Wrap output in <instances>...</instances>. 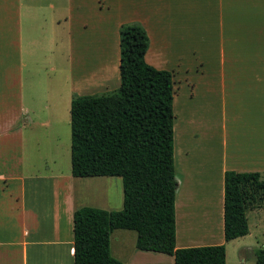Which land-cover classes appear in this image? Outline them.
Here are the masks:
<instances>
[{
	"label": "crops",
	"instance_id": "1",
	"mask_svg": "<svg viewBox=\"0 0 264 264\" xmlns=\"http://www.w3.org/2000/svg\"><path fill=\"white\" fill-rule=\"evenodd\" d=\"M53 7L51 5V8ZM40 9H43V6H28L26 9L30 17L27 19L32 20L27 29L30 30L38 21L36 10ZM35 13L36 17L32 18ZM217 16L218 23H221L222 40L221 73L216 80L221 149L217 164L204 160L203 164L209 168L199 174L200 177H205V181H210L209 186L213 193L212 201L210 198L209 201L216 212L213 219L205 209L195 204L202 196L200 191L208 195L206 184L200 183L198 175L196 178H190L198 166L195 165L194 168V163L190 160L196 147L190 142L191 139L187 138L191 134V137L198 138L203 127L197 131L191 129L189 136H183L180 150L175 137V156L180 158L182 163L185 161L184 171L187 173L184 187L186 190L181 194V183L178 180L177 225L181 196V202L185 203L186 207L187 203L190 207L194 202L195 210L193 212L191 206L190 212L193 216L190 218L196 222L212 219L213 231L217 236L212 237L208 243L201 242L205 245L197 246L198 243L193 240L180 238L177 231L178 249L219 245L227 247L228 244L245 238L231 242L225 240V174L227 171L259 172L264 178V0H217ZM138 19L134 16L127 22L140 24L146 29L150 38L146 61L151 66L158 67L157 59L148 61L147 58L151 52H165L170 55L175 51L174 40L170 35L164 36V39L159 37L156 28L151 31L149 23ZM74 20L72 15L66 17L64 22L58 19L56 27L63 30L67 26L68 34L73 38ZM21 27L17 0H0V264H65L66 260L74 264V214L85 207L82 204V181L103 183V191L111 197L113 177L75 178L72 175V166L70 173L56 169V157L48 160L53 168L46 173L27 170L23 131L31 121L32 106L35 103L37 106L42 105L44 98L40 92H37V98L26 96L24 92ZM120 28L121 26L119 30ZM73 60L74 58V63ZM73 63L71 74L66 78V95L63 99L67 102V108H70V119L74 92L80 89H107L108 85H113L110 62H105V69L100 77L93 78L81 77L80 72L74 70ZM186 72L188 74L190 71ZM200 81L208 84L206 78ZM59 102L56 104V112ZM45 109L47 110V107ZM190 179L197 182L191 186ZM107 204L109 202L106 196L93 201L92 207L106 210ZM261 207L249 209L247 218L252 212L256 214V218L261 219V213L264 211V207ZM185 231L188 236L193 234ZM119 250L124 264H142L140 260L143 258H155L158 260L156 264H175L173 256L140 251L136 246L130 249L124 242L119 243Z\"/></svg>",
	"mask_w": 264,
	"mask_h": 264
},
{
	"label": "rangeland",
	"instance_id": "2",
	"mask_svg": "<svg viewBox=\"0 0 264 264\" xmlns=\"http://www.w3.org/2000/svg\"><path fill=\"white\" fill-rule=\"evenodd\" d=\"M51 5L54 7L51 8ZM28 6L34 8L43 6V9L36 10L38 21L30 30L27 29L32 22L27 19L30 18L26 11ZM17 7L22 20L24 92L26 96L32 98H37V92H40L41 97L44 98L42 105L37 106L35 103L32 106L31 121L23 131L27 170L46 173L53 168L48 160L56 157V169L71 172L70 108H67V102L63 99L66 95V78L71 74L72 58H74V70L80 72L81 77L86 78L97 75L100 77L105 69V62H110V75L113 81L112 87L108 85L107 89L95 88L91 91L80 89L73 93V97L101 96L116 92L121 84L119 72L121 28L119 30V27L135 24L127 21L137 16L138 20H144L151 25V31L156 28L159 37L170 35L174 40L173 53L168 55L165 52H151L147 60L157 59L158 67L152 64L154 67L170 71L174 75V131L178 150H180V142L184 141L183 136H189L191 129L197 131L203 127L198 138L191 137L192 134L187 138V140L191 139L190 142L196 147L190 160L194 163V168L195 165L198 166V169L193 171L194 174L191 173L190 178H196L198 175L202 185H210V181H205V177H200L199 174L209 168L203 164L204 160L207 163L217 164L221 149L216 80L221 73L222 40L221 23H218L217 16V0H17ZM71 15L75 19L73 38L68 34L67 26L63 30L56 27V20L60 19L64 22V19ZM34 17L36 13L32 18ZM85 26L88 28L86 29ZM230 60L231 57L228 58V61ZM188 70L190 72L187 74ZM202 78H206L208 84L201 83ZM58 102L59 107L56 112ZM175 162L176 178L181 183L179 190L181 194L186 190L184 187L187 182V173L184 171L185 161L182 163L180 158L175 156ZM111 180H113L111 197L103 191L101 187L103 183L82 181L84 190L82 204L85 207H92L93 201L107 196L109 202L107 211L122 209V179L114 177ZM190 182L193 186L192 184L197 180L194 182L190 179ZM191 206L194 204H190ZM190 207L188 203L186 207V204L181 202L180 196L178 235L180 238L197 242V246L205 245L201 242L208 243L217 235L214 234L213 225L207 231L202 229L201 232L198 230L190 236L186 234L189 221H192L193 226L201 225L199 221L190 218L193 216ZM215 214L214 208L212 219ZM261 214V219L256 218V214L252 212L248 214L250 234L227 245V264H256L255 252L264 247V211ZM136 241V232L114 231L111 237L112 257L123 262L119 254V243L124 242L132 249L136 246ZM140 262L156 264L158 260L143 258ZM65 264L70 262L66 260Z\"/></svg>",
	"mask_w": 264,
	"mask_h": 264
},
{
	"label": "trees",
	"instance_id": "3",
	"mask_svg": "<svg viewBox=\"0 0 264 264\" xmlns=\"http://www.w3.org/2000/svg\"><path fill=\"white\" fill-rule=\"evenodd\" d=\"M149 47L143 26L123 25L119 89L73 97V177H118L124 192L121 210L83 207L75 212L74 264H124L111 254L116 230L136 232L138 250L173 256L175 264H227L225 245L177 248L175 82L172 72L147 63ZM261 205L259 172H226V242L249 235L247 211ZM255 256L256 264H264V248Z\"/></svg>",
	"mask_w": 264,
	"mask_h": 264
},
{
	"label": "bare ground",
	"instance_id": "4",
	"mask_svg": "<svg viewBox=\"0 0 264 264\" xmlns=\"http://www.w3.org/2000/svg\"><path fill=\"white\" fill-rule=\"evenodd\" d=\"M96 56H97V54H96ZM100 62V61H99ZM94 64V63H93ZM94 67V66H93ZM98 69V68H97ZM93 70V69H92ZM95 71V70H94ZM96 72V71H95ZM99 74V73H98ZM97 77H98V75H97ZM206 187V190H207V193H208V195L206 194V193H204L203 191H200L201 193H202V196H201V198H198V200L196 201V203L195 204H198L199 205V208H201V209H205L206 211H207V213H208V215L212 218V216H213V205L210 203V201H209V198L211 199L212 198V189H210V186L207 184V185H205ZM209 196V197H208ZM211 201H212V199H211ZM192 204H194V202L192 203ZM191 208V207H190ZM193 208V212H194V210H195V205L192 207ZM190 223H189V225L186 227V230L188 231V232H192V233H196V232H198V230H199V232H201V230L202 229H204V230H208V229H210L211 228V226H212V219L211 220H206L205 219V221H203V222H200L199 224H201V225H196L195 226V224H194V226H193V223H192V221H189ZM193 226V227H192ZM199 226H200V228H199ZM192 227V228H191Z\"/></svg>",
	"mask_w": 264,
	"mask_h": 264
}]
</instances>
